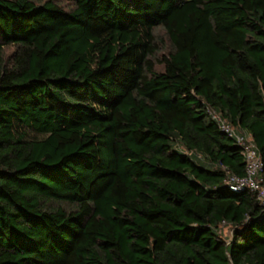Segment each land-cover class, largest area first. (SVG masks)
<instances>
[{
	"label": "trees",
	"instance_id": "trees-1",
	"mask_svg": "<svg viewBox=\"0 0 264 264\" xmlns=\"http://www.w3.org/2000/svg\"><path fill=\"white\" fill-rule=\"evenodd\" d=\"M210 111L264 164V0H0V264H264Z\"/></svg>",
	"mask_w": 264,
	"mask_h": 264
},
{
	"label": "built area",
	"instance_id": "built-area-1",
	"mask_svg": "<svg viewBox=\"0 0 264 264\" xmlns=\"http://www.w3.org/2000/svg\"><path fill=\"white\" fill-rule=\"evenodd\" d=\"M209 113L219 130L232 138L240 148L244 162L243 175H237L226 170L225 185L234 191L247 189L255 192L258 203L264 208V164L251 135L244 130L237 129L223 119L219 113L214 111ZM224 225L225 223L222 222L221 227Z\"/></svg>",
	"mask_w": 264,
	"mask_h": 264
},
{
	"label": "rangeland",
	"instance_id": "rangeland-1",
	"mask_svg": "<svg viewBox=\"0 0 264 264\" xmlns=\"http://www.w3.org/2000/svg\"><path fill=\"white\" fill-rule=\"evenodd\" d=\"M162 34V33H160ZM165 40V38L163 37V41ZM221 234L222 236L226 239V240H229L230 237H231V227L229 225H224L221 227Z\"/></svg>",
	"mask_w": 264,
	"mask_h": 264
}]
</instances>
